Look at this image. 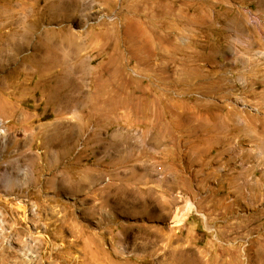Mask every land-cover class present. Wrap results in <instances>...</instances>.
<instances>
[{"label":"rangeland","instance_id":"1","mask_svg":"<svg viewBox=\"0 0 264 264\" xmlns=\"http://www.w3.org/2000/svg\"><path fill=\"white\" fill-rule=\"evenodd\" d=\"M0 264H264V0H0Z\"/></svg>","mask_w":264,"mask_h":264},{"label":"crops","instance_id":"2","mask_svg":"<svg viewBox=\"0 0 264 264\" xmlns=\"http://www.w3.org/2000/svg\"><path fill=\"white\" fill-rule=\"evenodd\" d=\"M196 135L198 136L199 134H201V132H195ZM206 140V139H205ZM212 140H206L205 142H200L199 144H196V142L192 143L191 145L189 144V146L187 147V153L190 155L191 154V150L194 148V147H197L198 148V151H199V155H202L205 153L206 149H205V146H210L212 145L211 143ZM199 158V157H198ZM202 160H205V158L202 156L201 157V161Z\"/></svg>","mask_w":264,"mask_h":264}]
</instances>
